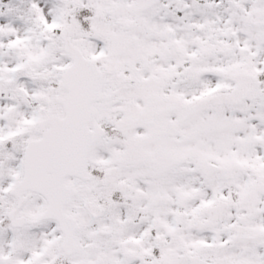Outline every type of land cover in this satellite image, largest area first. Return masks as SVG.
I'll return each instance as SVG.
<instances>
[{"label": "snow or ice", "instance_id": "snow-or-ice-1", "mask_svg": "<svg viewBox=\"0 0 264 264\" xmlns=\"http://www.w3.org/2000/svg\"><path fill=\"white\" fill-rule=\"evenodd\" d=\"M0 264H264V0H0Z\"/></svg>", "mask_w": 264, "mask_h": 264}]
</instances>
